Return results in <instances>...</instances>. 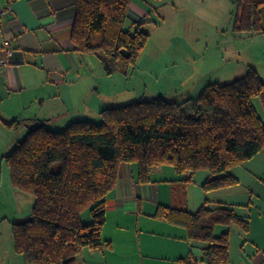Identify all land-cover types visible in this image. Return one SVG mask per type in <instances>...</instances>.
<instances>
[{"label":"trees","instance_id":"obj_1","mask_svg":"<svg viewBox=\"0 0 264 264\" xmlns=\"http://www.w3.org/2000/svg\"><path fill=\"white\" fill-rule=\"evenodd\" d=\"M129 3L76 0L71 38L78 51L96 56L107 74L116 64H135L150 39L147 21L126 24ZM235 8V32H264V0H236ZM254 97L264 108V81L250 67L233 81L207 84L197 97L158 96L106 107L100 120H76L60 130L38 119L7 123L12 129L27 127L5 160L13 186L35 198L31 217L13 223L16 252L26 264H74L85 249L109 246L102 236L106 198L122 163H136L141 182L151 180L154 167L168 165L184 177L208 171L207 192L237 185L229 170L264 148V119ZM156 216L184 226L190 240L204 242L207 264H229L230 233L216 235L218 224L245 231L250 226L249 217L225 203L194 213L185 205L162 206Z\"/></svg>","mask_w":264,"mask_h":264},{"label":"crops","instance_id":"obj_2","mask_svg":"<svg viewBox=\"0 0 264 264\" xmlns=\"http://www.w3.org/2000/svg\"><path fill=\"white\" fill-rule=\"evenodd\" d=\"M207 1L211 0H130L126 24L147 21L144 29L150 31L158 22L154 8H203ZM3 11L0 54L6 53V44L13 53L9 65L0 67V264H26L15 250L12 227L31 217L35 198L13 186L5 156L25 137L27 127L20 126L24 128L20 136V128L12 129L7 123L38 119L60 130L76 120H94L103 108L113 106L96 104L92 112L85 108L86 86L100 68V60L78 51L71 38L76 0H0ZM239 36L243 43L238 52L244 64L232 77H243L254 67L264 81V32ZM232 72L228 69L220 77ZM203 79L202 86L207 83ZM138 171L136 163H122L117 184L107 195L102 236L110 245L85 249L74 264H207L205 243L190 240L184 226L156 213L162 206L183 205L194 213L217 203L232 206L250 220L248 231L236 224L215 227L216 235L230 233L229 264H264V148L229 170L239 180L237 185L209 192L203 188L209 178L206 170L184 177L173 167L160 165L151 170L148 182L138 180ZM184 178L189 179L183 182Z\"/></svg>","mask_w":264,"mask_h":264},{"label":"rangeland","instance_id":"obj_3","mask_svg":"<svg viewBox=\"0 0 264 264\" xmlns=\"http://www.w3.org/2000/svg\"><path fill=\"white\" fill-rule=\"evenodd\" d=\"M235 1L211 0L203 8L190 6L185 10L172 6L165 10L154 8L153 15L158 22L148 31L150 39L138 61L116 64L112 74L106 73L100 61L95 77L86 86L85 108L92 112L96 104L120 106L158 96L181 101L189 96L197 97L207 84L219 78L227 82L234 80L236 69L244 64L238 52L243 43L241 32L233 29ZM231 68L233 75L220 77ZM210 78L213 82H209ZM202 79L207 80L203 86ZM252 101L264 118L260 99L254 97ZM97 116L94 120L101 119ZM23 130L21 127L17 133L22 136Z\"/></svg>","mask_w":264,"mask_h":264},{"label":"built area","instance_id":"obj_4","mask_svg":"<svg viewBox=\"0 0 264 264\" xmlns=\"http://www.w3.org/2000/svg\"><path fill=\"white\" fill-rule=\"evenodd\" d=\"M3 14H4V11L0 13V31H1V18ZM3 48L6 53L0 54V67H6L7 65H9L10 57L12 56V53H13L8 44H6Z\"/></svg>","mask_w":264,"mask_h":264},{"label":"water","instance_id":"obj_5","mask_svg":"<svg viewBox=\"0 0 264 264\" xmlns=\"http://www.w3.org/2000/svg\"><path fill=\"white\" fill-rule=\"evenodd\" d=\"M122 52L126 55V56H129V53L125 50H122Z\"/></svg>","mask_w":264,"mask_h":264}]
</instances>
